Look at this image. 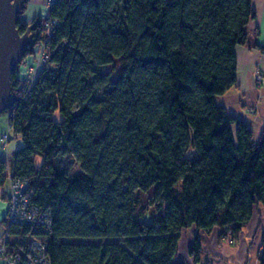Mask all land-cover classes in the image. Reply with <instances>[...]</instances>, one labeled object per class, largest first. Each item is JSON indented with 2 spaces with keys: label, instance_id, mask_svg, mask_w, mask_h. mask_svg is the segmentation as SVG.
Returning a JSON list of instances; mask_svg holds the SVG:
<instances>
[{
  "label": "trees",
  "instance_id": "1",
  "mask_svg": "<svg viewBox=\"0 0 264 264\" xmlns=\"http://www.w3.org/2000/svg\"><path fill=\"white\" fill-rule=\"evenodd\" d=\"M47 14L50 60L26 101L12 72L10 164L50 212L51 264H186L190 226L236 239L264 206V128L254 139L215 97L237 81L251 0H51Z\"/></svg>",
  "mask_w": 264,
  "mask_h": 264
},
{
  "label": "crops",
  "instance_id": "2",
  "mask_svg": "<svg viewBox=\"0 0 264 264\" xmlns=\"http://www.w3.org/2000/svg\"><path fill=\"white\" fill-rule=\"evenodd\" d=\"M41 3L42 0H28L34 7L22 21L40 14ZM251 8L254 16L246 25L247 41L235 47L237 81L226 93L217 95L215 101L242 119L257 139L264 128V86H257L253 79L255 69L264 72V0H251ZM262 234L264 206L258 203L236 239L221 235L219 227L203 231L190 226L181 230L176 258L186 264H259ZM196 236L201 244L198 260L188 253Z\"/></svg>",
  "mask_w": 264,
  "mask_h": 264
},
{
  "label": "built area",
  "instance_id": "3",
  "mask_svg": "<svg viewBox=\"0 0 264 264\" xmlns=\"http://www.w3.org/2000/svg\"><path fill=\"white\" fill-rule=\"evenodd\" d=\"M42 18L44 38L35 45L31 58L26 59V65L14 68L13 82L20 101H26L31 96L39 73L50 60L49 42L55 21L47 13ZM255 81L258 85L264 83V75L256 71ZM12 116L9 107L6 129L0 134V144L5 150L0 157V179L5 182L0 185V204H6L0 218V264H51L45 241V235L51 231L50 212L40 209L33 202L35 187L30 180L11 172L6 148L12 137H18L10 121ZM13 227L17 228V232L12 231ZM23 231L26 233L23 234Z\"/></svg>",
  "mask_w": 264,
  "mask_h": 264
},
{
  "label": "water",
  "instance_id": "4",
  "mask_svg": "<svg viewBox=\"0 0 264 264\" xmlns=\"http://www.w3.org/2000/svg\"><path fill=\"white\" fill-rule=\"evenodd\" d=\"M27 0H0V114L15 101L11 91L14 68L22 56L34 44V34L38 19H35L20 33L17 27L20 14Z\"/></svg>",
  "mask_w": 264,
  "mask_h": 264
},
{
  "label": "rangeland",
  "instance_id": "5",
  "mask_svg": "<svg viewBox=\"0 0 264 264\" xmlns=\"http://www.w3.org/2000/svg\"><path fill=\"white\" fill-rule=\"evenodd\" d=\"M48 1L49 0H42V5L40 7V10H39V13L40 14H37L39 17H41V21H40V28H39V34H40V38L38 39V42L40 40H42V38H44V33H43V28H44V19L42 18L43 16H45V14L47 13V10H48ZM31 3V1H30ZM39 4V3H38ZM34 6H31L28 4V0L26 1L25 3V7L23 8V12L20 14V17H19V20L22 21V18H26L27 17V14L30 13L31 9L33 8ZM33 16L32 17H28L25 21L26 23H29V25L32 23L31 21L33 20ZM34 34V33H33ZM37 42V43H38ZM34 42V44L29 48L30 50H28L21 58L20 62L18 63V65L16 66V69H18L19 65L21 67H24L26 65V59H30L31 56H32V52H33V48L35 47V45L37 44ZM49 51V50H48ZM22 60H24L22 62ZM47 65V64H46ZM256 71H259L261 72L262 75H264V72L260 71L259 69H255V73ZM255 73H254V83L257 85V86H264V83L262 84H257L256 81H255ZM251 112H253V109L250 110ZM6 118H7V113L6 111H3L1 114H0V134L2 132L5 131L6 129ZM21 145V140L20 138H16V137H12L9 142H8V145H7V148H6V152L8 154L9 157L12 156V154L18 149V147ZM5 154V150L4 148H2L1 144H0V157H2L3 155ZM39 160L40 159H36V163L38 164L39 163ZM60 165L68 172V173H75V172H78L80 170V165L79 163L74 159V157L70 154H67V155H64L62 156V158L60 159ZM5 206L6 204L5 203H1L0 204V218H2V215H3V211L5 209Z\"/></svg>",
  "mask_w": 264,
  "mask_h": 264
},
{
  "label": "flooded vegetation",
  "instance_id": "6",
  "mask_svg": "<svg viewBox=\"0 0 264 264\" xmlns=\"http://www.w3.org/2000/svg\"><path fill=\"white\" fill-rule=\"evenodd\" d=\"M39 18H41V17H39L38 15H36V16H34V18H33V20H32L31 22H33L35 19H38V20H39ZM24 22H25V21H24ZM37 25H38V21H37V24H36V28L33 29V30H31L32 33H35V32H36ZM27 26H29V23L26 24L24 30L26 29ZM24 30H23V31H24Z\"/></svg>",
  "mask_w": 264,
  "mask_h": 264
}]
</instances>
